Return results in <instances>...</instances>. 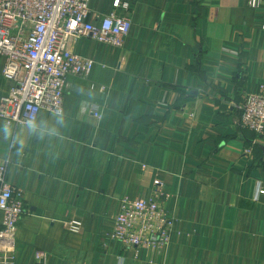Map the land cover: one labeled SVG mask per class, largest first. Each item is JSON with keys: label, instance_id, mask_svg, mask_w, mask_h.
<instances>
[{"label": "crops", "instance_id": "crops-1", "mask_svg": "<svg viewBox=\"0 0 264 264\" xmlns=\"http://www.w3.org/2000/svg\"><path fill=\"white\" fill-rule=\"evenodd\" d=\"M247 2L134 0L121 48L74 43L94 64L68 77L62 114L0 120V163L25 210L13 264L37 252L46 264H264V139L240 127L246 97L264 92V0ZM89 9L97 23L112 0ZM3 65L0 98L13 85ZM156 179L175 218L168 245L124 249L111 239L118 201L150 198Z\"/></svg>", "mask_w": 264, "mask_h": 264}, {"label": "built area", "instance_id": "built-area-1", "mask_svg": "<svg viewBox=\"0 0 264 264\" xmlns=\"http://www.w3.org/2000/svg\"><path fill=\"white\" fill-rule=\"evenodd\" d=\"M133 1L112 0V12L96 23L89 0H0L2 76L13 83L0 98V120L7 126L33 127L42 112L62 114L68 77L87 79L94 64L73 51L74 43L85 38L121 48L131 27L126 14ZM247 4L257 9L260 0ZM90 116L99 118L97 111ZM240 127L264 139V92L246 97ZM6 169L0 163V264H13L12 248L6 245L15 239L25 210L22 194L6 181ZM166 196L156 179L150 198H120L111 239L124 249L165 248L175 220L159 205ZM77 225L68 226L77 230ZM43 259L37 252L33 264H46Z\"/></svg>", "mask_w": 264, "mask_h": 264}]
</instances>
